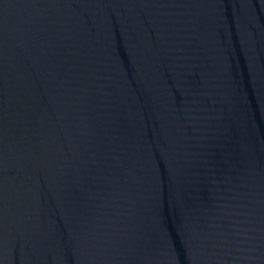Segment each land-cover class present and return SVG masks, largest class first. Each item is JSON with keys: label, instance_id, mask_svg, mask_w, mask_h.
Masks as SVG:
<instances>
[{"label": "water", "instance_id": "obj_1", "mask_svg": "<svg viewBox=\"0 0 264 264\" xmlns=\"http://www.w3.org/2000/svg\"><path fill=\"white\" fill-rule=\"evenodd\" d=\"M0 264H264V0H0Z\"/></svg>", "mask_w": 264, "mask_h": 264}]
</instances>
